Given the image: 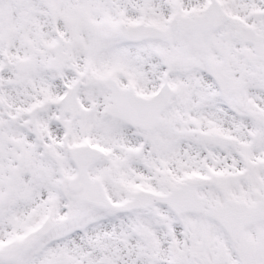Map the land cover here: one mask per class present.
Listing matches in <instances>:
<instances>
[{"label":"snow or ice","instance_id":"obj_1","mask_svg":"<svg viewBox=\"0 0 264 264\" xmlns=\"http://www.w3.org/2000/svg\"><path fill=\"white\" fill-rule=\"evenodd\" d=\"M0 264H264V0H0Z\"/></svg>","mask_w":264,"mask_h":264}]
</instances>
